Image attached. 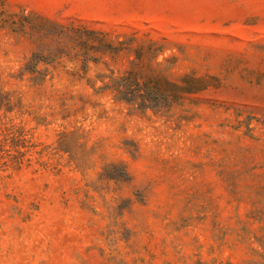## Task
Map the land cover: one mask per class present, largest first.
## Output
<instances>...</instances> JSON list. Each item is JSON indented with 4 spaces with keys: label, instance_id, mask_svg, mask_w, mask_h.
<instances>
[{
    "label": "rangeland",
    "instance_id": "rangeland-1",
    "mask_svg": "<svg viewBox=\"0 0 264 264\" xmlns=\"http://www.w3.org/2000/svg\"><path fill=\"white\" fill-rule=\"evenodd\" d=\"M2 1L0 264H264V0ZM76 30L208 86L136 111Z\"/></svg>",
    "mask_w": 264,
    "mask_h": 264
},
{
    "label": "trees",
    "instance_id": "trees-1",
    "mask_svg": "<svg viewBox=\"0 0 264 264\" xmlns=\"http://www.w3.org/2000/svg\"><path fill=\"white\" fill-rule=\"evenodd\" d=\"M27 19H29V16L23 14L15 20L13 17L9 19L0 18V29L7 27L13 32L25 34L29 23ZM74 32L75 34L72 37L75 45L73 48H76L77 53L83 56V61L90 52L116 55L126 49L134 53L133 68L124 72L121 76L110 77L109 82L105 83L100 89L102 92L108 91L112 94L116 102L125 103L136 111L146 112L148 110L168 109L172 105L182 102L187 96L194 95L208 86L203 78L190 75H184L178 81L168 79L151 65L147 66L142 53L137 49L133 50L128 42H120L118 45H114L101 38L97 41V45H89L91 41L89 42L88 37L101 36V33L80 30ZM83 35H86V38ZM77 45L79 47H76ZM37 59L38 57L33 55L27 62L26 70L33 71V63ZM9 130L7 129V131ZM0 153H2L1 148ZM16 154L21 155V152L16 151ZM17 155L10 157L15 165L19 164Z\"/></svg>",
    "mask_w": 264,
    "mask_h": 264
}]
</instances>
